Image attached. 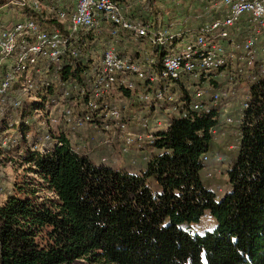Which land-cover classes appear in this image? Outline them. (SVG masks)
I'll list each match as a JSON object with an SVG mask.
<instances>
[{"label": "trees", "instance_id": "1", "mask_svg": "<svg viewBox=\"0 0 264 264\" xmlns=\"http://www.w3.org/2000/svg\"><path fill=\"white\" fill-rule=\"evenodd\" d=\"M40 1L41 10L26 8L13 20L63 27L49 10L52 0ZM115 1L148 25H158L165 13L184 11L166 0L164 6L151 0L149 10L142 0ZM64 5L53 4L67 12L75 8ZM133 43L124 38L120 53L135 58ZM105 46L89 31L78 43L79 57H65L59 67L51 64L42 76L34 73L35 87L19 106H11L10 99L20 82L1 103V143L8 139L6 151L18 155L28 172L0 201V264H264V77L250 85L240 146L227 170L229 189L219 199L202 178L204 156L220 126L217 108L174 116L168 130L143 148L149 158L134 165L137 169L77 153L73 133L70 138L64 128L51 130L54 149L52 140L42 141L40 114L47 118L52 99L64 89L70 98L88 89L92 64ZM181 97L190 98L186 91ZM208 218L213 225L204 224Z\"/></svg>", "mask_w": 264, "mask_h": 264}, {"label": "built area", "instance_id": "2", "mask_svg": "<svg viewBox=\"0 0 264 264\" xmlns=\"http://www.w3.org/2000/svg\"><path fill=\"white\" fill-rule=\"evenodd\" d=\"M142 1L151 9V0ZM166 2L184 11L159 16L158 25L131 17L119 1L77 0L71 12L49 7L64 26L45 28L34 19L14 21L4 14L6 7L41 10L40 0H0V114L15 83L21 88L10 99L13 107L34 89V73L42 76L51 64L59 67L65 57H79L78 43L91 31L106 46L92 64L89 87L73 98L64 89L52 99L43 142L52 140L51 130L64 128L68 136L73 133L77 153L115 166L124 160L137 165L149 158L142 150L161 132L155 130L162 120L151 123L158 112L172 114L164 131L174 116L213 108L222 123H240L249 107L247 87L264 77V0ZM124 38L134 39L135 58L120 53ZM233 100H239L236 108L230 106Z\"/></svg>", "mask_w": 264, "mask_h": 264}, {"label": "rangeland", "instance_id": "3", "mask_svg": "<svg viewBox=\"0 0 264 264\" xmlns=\"http://www.w3.org/2000/svg\"><path fill=\"white\" fill-rule=\"evenodd\" d=\"M136 1L137 0L131 1V4ZM66 3H68V5L70 3H73L74 8L77 0H52V5H50L49 7H52L53 4L56 6H65L64 4ZM68 5L67 7H69ZM131 8L132 7L130 6L129 9ZM4 11V14L6 16L5 18H8V20H13L15 18L17 19L24 16L21 9L15 10L14 8L6 7ZM247 89H249V86L247 87ZM239 94H241V92ZM230 106L236 108L237 106H239V100H233L230 103ZM40 116H42V118H40V121L37 120V122L40 125V131H42V133H45L48 128V123L46 121V118L43 117V113H41ZM171 117L172 114L168 111L158 112L155 116H153L151 118V123H153L154 126L157 125V122L159 120H162V125L157 126V129L155 131H164L168 127L169 119ZM220 122L221 123L217 132V139L212 144V148L208 153L209 159L207 161V166L202 172V178L205 185L215 191L219 199H221L229 189L227 170L233 163L240 146L239 122L233 123L231 125L222 123V119ZM16 130L18 129H12L11 131H13L12 133H15ZM54 131L57 132L56 130ZM1 140L0 201L4 200V198L8 194L15 192V186L17 184H21L22 181H24V179L27 177L26 174L28 172L26 171L27 165L23 163L22 159L14 153L7 152L5 147L7 145L5 143H1ZM6 141L8 142V139H6ZM55 145L56 140L53 139L51 142V148L54 149ZM96 159H98V157ZM127 164L128 163L126 162V160H124L122 163L117 165V167H122ZM132 167L133 169H137V167H134V165H132ZM213 223V220H211L210 218H208L206 222H204L205 225H213Z\"/></svg>", "mask_w": 264, "mask_h": 264}, {"label": "crops", "instance_id": "4", "mask_svg": "<svg viewBox=\"0 0 264 264\" xmlns=\"http://www.w3.org/2000/svg\"><path fill=\"white\" fill-rule=\"evenodd\" d=\"M166 3H168V4H169V2H166ZM176 8L178 9V8H182V7H176Z\"/></svg>", "mask_w": 264, "mask_h": 264}]
</instances>
